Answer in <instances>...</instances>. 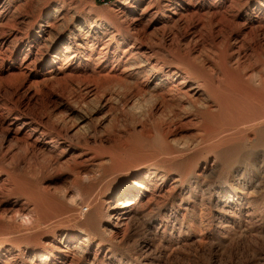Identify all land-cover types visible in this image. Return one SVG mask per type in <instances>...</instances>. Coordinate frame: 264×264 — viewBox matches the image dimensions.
Instances as JSON below:
<instances>
[{
    "label": "rangeland",
    "instance_id": "rangeland-1",
    "mask_svg": "<svg viewBox=\"0 0 264 264\" xmlns=\"http://www.w3.org/2000/svg\"><path fill=\"white\" fill-rule=\"evenodd\" d=\"M263 121L264 0H0V264H264Z\"/></svg>",
    "mask_w": 264,
    "mask_h": 264
},
{
    "label": "built area",
    "instance_id": "built-area-1",
    "mask_svg": "<svg viewBox=\"0 0 264 264\" xmlns=\"http://www.w3.org/2000/svg\"><path fill=\"white\" fill-rule=\"evenodd\" d=\"M96 4L104 5V6H110L111 4H114L117 0H93Z\"/></svg>",
    "mask_w": 264,
    "mask_h": 264
},
{
    "label": "bare ground",
    "instance_id": "bare-ground-1",
    "mask_svg": "<svg viewBox=\"0 0 264 264\" xmlns=\"http://www.w3.org/2000/svg\"><path fill=\"white\" fill-rule=\"evenodd\" d=\"M245 113V112H244ZM251 114V113H250ZM249 116H252V115H249ZM238 119V118H237ZM247 119V118H246ZM249 121V119H247ZM244 121V120H243ZM264 122V121H263ZM237 123V122H236ZM264 135V133L262 134ZM77 195V194H76ZM79 197V196H78ZM79 198H77L76 200L78 201Z\"/></svg>",
    "mask_w": 264,
    "mask_h": 264
}]
</instances>
